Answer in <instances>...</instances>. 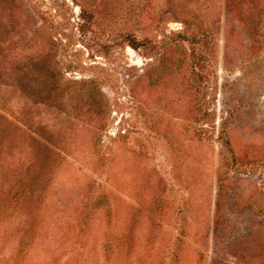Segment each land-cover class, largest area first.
<instances>
[{"label": "rangeland", "instance_id": "374dc122", "mask_svg": "<svg viewBox=\"0 0 264 264\" xmlns=\"http://www.w3.org/2000/svg\"><path fill=\"white\" fill-rule=\"evenodd\" d=\"M226 6L0 0V264H264V0Z\"/></svg>", "mask_w": 264, "mask_h": 264}, {"label": "trees", "instance_id": "16d2710c", "mask_svg": "<svg viewBox=\"0 0 264 264\" xmlns=\"http://www.w3.org/2000/svg\"><path fill=\"white\" fill-rule=\"evenodd\" d=\"M256 0H225V3H227V6L226 7H228V9H230V10H236L238 13H240V11H239V9H241L240 8V6H239V3H253V2H255ZM239 6V7H238ZM133 48H136L134 45H131ZM253 47V46H252ZM19 186L16 188V191H15V194L16 193H18V191L20 190V192L22 191V192H30V190L28 189V191L27 190H25V187L24 186H26V184H23L20 180H19V184H18ZM4 212V211H3Z\"/></svg>", "mask_w": 264, "mask_h": 264}]
</instances>
